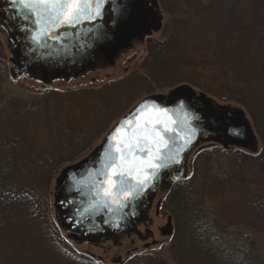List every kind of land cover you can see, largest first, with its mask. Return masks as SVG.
Returning a JSON list of instances; mask_svg holds the SVG:
<instances>
[{
  "label": "rangeland",
  "instance_id": "374dc122",
  "mask_svg": "<svg viewBox=\"0 0 264 264\" xmlns=\"http://www.w3.org/2000/svg\"><path fill=\"white\" fill-rule=\"evenodd\" d=\"M157 1L164 24L160 31L136 40L113 65L100 64L80 77L58 79L49 85H45L40 76L26 74L18 80L11 78L12 51L16 44L0 21V131L18 141L12 156L17 172H14L15 178H22L24 182L33 175L40 178L39 165L44 156L55 153L54 148L60 143L64 145L62 152L67 157L46 171L53 225L62 245L67 244L75 254H88L77 260L63 256L42 241L39 229L16 207L14 210L19 211L20 216L0 230V264H116L140 253L150 254L160 263L177 264L178 248L185 255L182 264H210L208 256L216 261L215 264H243L240 250L255 249L264 255V169L251 162L249 149L210 141L192 152L187 160L188 174L190 177L194 174L199 181L198 191L203 194L201 203L217 223L215 229L222 239L212 247L210 255L188 243L191 233L185 217L175 219L173 216L172 235L162 232L169 217L168 212L158 208V202L167 196L162 188L133 231H120L122 234L118 238L101 243L82 244L70 239L57 217V178L65 168L88 156L117 121L155 92L154 88L149 89L145 78L149 70L142 66L149 54L148 39L166 38L180 19L188 20L185 36L188 46L169 65L179 81L164 87L161 93L168 94L174 87L188 85L196 95L203 93L211 98L216 106L243 109L253 124L240 103L225 98L227 91L221 85L223 75L203 54L206 49L202 44L212 30L196 12L192 0L175 8L174 13L166 12L160 0ZM218 88H222L221 91ZM253 131L255 148L260 151L261 138L254 128ZM191 254L202 256L189 258Z\"/></svg>",
  "mask_w": 264,
  "mask_h": 264
},
{
  "label": "water",
  "instance_id": "95a60500",
  "mask_svg": "<svg viewBox=\"0 0 264 264\" xmlns=\"http://www.w3.org/2000/svg\"><path fill=\"white\" fill-rule=\"evenodd\" d=\"M158 9L157 0H108L101 19L76 28L61 27L58 29L62 36L60 41L47 39L37 43L31 39L36 28L34 18L11 0H0V21L16 44L10 76L18 79L24 74L40 75L43 81L51 82L56 78L80 76L101 63L113 65L135 40H143L163 27V15ZM25 16L28 19H24ZM97 31L105 38H96L93 33ZM145 100L152 102L146 111H155L156 106L169 110L161 119L167 120L168 126L175 130L166 138L173 137L170 147L180 149L176 157L179 162L159 169L158 177L131 200L127 208L117 209L109 201L112 208L109 211L105 203L97 199V210L84 212L94 197L92 186L103 179L96 169L102 167L100 157L106 146L105 138ZM140 103L117 122L100 146L82 161L65 168L56 180L57 217L62 226L71 231L73 240L99 243L109 239L115 229L133 230L144 218L160 186L170 190L187 178V160L204 142L213 140L225 146L256 147L253 128L243 109L216 106L205 94L195 95L188 85L177 87L167 95L148 96ZM171 219L168 218L164 234L172 232Z\"/></svg>",
  "mask_w": 264,
  "mask_h": 264
},
{
  "label": "trees",
  "instance_id": "16d2710c",
  "mask_svg": "<svg viewBox=\"0 0 264 264\" xmlns=\"http://www.w3.org/2000/svg\"><path fill=\"white\" fill-rule=\"evenodd\" d=\"M182 1V2H181ZM190 0H160L166 12L174 13L182 4ZM195 10L203 16L204 22L212 30V34L202 44L206 49L203 52L208 60L215 63L223 77L221 85L227 91L225 98L240 103L252 119V127L260 136L262 148H247L253 158L251 161L256 167L264 169V0H192ZM173 11V12H170ZM171 33L164 39L150 37L148 52L142 63L149 70L145 75L149 89L154 88L151 94H162L164 87L175 85L179 79L171 73L169 65L188 46L186 42V26L188 20L180 19L174 23ZM168 28L171 26L167 25ZM1 57V55H0ZM222 88H218L221 91ZM18 145L17 139L0 131V230L9 227L11 221L17 219L19 211L33 226H36L43 238L42 241L50 244L57 252L68 259L77 260L86 255L73 253L67 244L62 245L56 238L54 219L50 211L49 177L46 171L52 170L63 155V144H59L53 154L44 156L40 178L31 176L26 182L22 178H15L12 156ZM58 145V144H57ZM239 148V147H237ZM242 149V148H240ZM63 151V152H62ZM258 151V152H257ZM255 152V153H254ZM56 154V155H55ZM17 173V172H16ZM193 174L174 185L167 192L160 209L174 216L175 219L187 218L188 229L191 235L188 243L201 252H208L214 245L221 242L215 226L217 223L208 215L201 201L203 194L198 191L199 181ZM200 194V195H199ZM17 207V211L14 208ZM15 216L11 217V213ZM202 226L203 229H198ZM214 227V228H213ZM217 228V227H216ZM55 250V251H56ZM177 264H182L185 258L181 248L177 249ZM243 264H264V255L255 249L240 250ZM189 258H201L202 255ZM210 264L216 261L208 256ZM208 262V263H209ZM125 264H166L156 261L150 254H136Z\"/></svg>",
  "mask_w": 264,
  "mask_h": 264
},
{
  "label": "snow or ice",
  "instance_id": "6c2138e0",
  "mask_svg": "<svg viewBox=\"0 0 264 264\" xmlns=\"http://www.w3.org/2000/svg\"><path fill=\"white\" fill-rule=\"evenodd\" d=\"M11 3L19 5L34 18L36 28L31 39L38 43L47 39L60 41L62 36L58 29L61 27L76 28L101 19L108 0H11ZM93 35L98 39L105 38L98 31ZM150 103L147 100L140 103L134 113L120 121L105 138L106 146L100 157L102 167L96 169L97 175L103 179L92 186L94 197L84 212L97 210V199L103 201L109 211H112L109 201L117 209L127 208L130 201L141 195L158 177L159 169L179 162L176 157L180 149L170 147L173 137L166 138L175 130L168 126L167 120L161 119L169 110L156 106L155 111H146Z\"/></svg>",
  "mask_w": 264,
  "mask_h": 264
},
{
  "label": "flooded vegetation",
  "instance_id": "af4514ba",
  "mask_svg": "<svg viewBox=\"0 0 264 264\" xmlns=\"http://www.w3.org/2000/svg\"><path fill=\"white\" fill-rule=\"evenodd\" d=\"M120 231L119 230H116L115 232H114V236H113V238H118L122 233H119ZM170 234H172V233H170ZM112 238V239H113ZM85 255H87L88 256V254H86V253H84ZM118 258H115V260H117ZM130 258H128L127 259V262H128V260H129ZM118 262V261H117ZM116 264H122L121 262L120 263H116ZM125 264V263H124Z\"/></svg>",
  "mask_w": 264,
  "mask_h": 264
}]
</instances>
